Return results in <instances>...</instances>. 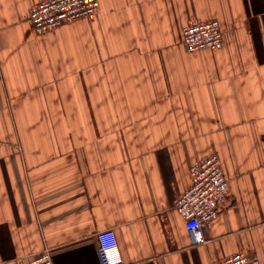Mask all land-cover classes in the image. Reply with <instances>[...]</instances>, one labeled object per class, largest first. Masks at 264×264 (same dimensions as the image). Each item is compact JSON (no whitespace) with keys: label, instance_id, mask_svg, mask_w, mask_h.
<instances>
[{"label":"crops","instance_id":"crops-1","mask_svg":"<svg viewBox=\"0 0 264 264\" xmlns=\"http://www.w3.org/2000/svg\"><path fill=\"white\" fill-rule=\"evenodd\" d=\"M41 1L0 0V264H100L107 229L125 264H264V0H97L36 34ZM212 152L230 193L193 246L174 204Z\"/></svg>","mask_w":264,"mask_h":264},{"label":"built area","instance_id":"built-area-1","mask_svg":"<svg viewBox=\"0 0 264 264\" xmlns=\"http://www.w3.org/2000/svg\"><path fill=\"white\" fill-rule=\"evenodd\" d=\"M97 6V0H44L30 9L28 21L33 32L41 34L58 28L65 21L90 17ZM182 43L191 53L219 47L222 44L219 22L190 23L183 30ZM189 172L190 185L177 198L174 208L184 219L185 230L194 246L204 243V231L217 216L219 205L229 196L230 187L220 159L214 152L190 165ZM95 239L100 264H125L113 230L99 231ZM24 264H53L51 252L46 248ZM209 264H260V261L256 255L238 252Z\"/></svg>","mask_w":264,"mask_h":264}]
</instances>
